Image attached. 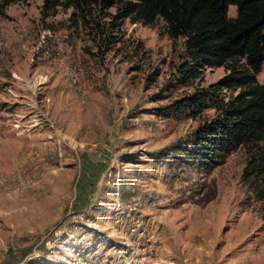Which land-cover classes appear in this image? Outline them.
Segmentation results:
<instances>
[{"label":"rangeland","instance_id":"1","mask_svg":"<svg viewBox=\"0 0 264 264\" xmlns=\"http://www.w3.org/2000/svg\"><path fill=\"white\" fill-rule=\"evenodd\" d=\"M122 13L0 0V264H264V200L242 179L264 142L196 155L241 88L167 113L229 70L187 79V36Z\"/></svg>","mask_w":264,"mask_h":264},{"label":"trees","instance_id":"2","mask_svg":"<svg viewBox=\"0 0 264 264\" xmlns=\"http://www.w3.org/2000/svg\"><path fill=\"white\" fill-rule=\"evenodd\" d=\"M17 0H3L9 4ZM82 7L98 3L104 8L122 4V15L134 12L152 21L162 15L177 32L187 36L189 60L182 65L187 79L201 75L205 67L224 66V76L194 94L165 107L167 113H182L198 108L206 100H218L223 88H241L223 110V118L206 124L196 155L201 165L218 163L244 143L264 142V85L257 73L264 62V0H45ZM237 15L228 16L230 4ZM245 58V60H243ZM242 179L256 197L264 200V147L249 159Z\"/></svg>","mask_w":264,"mask_h":264}]
</instances>
